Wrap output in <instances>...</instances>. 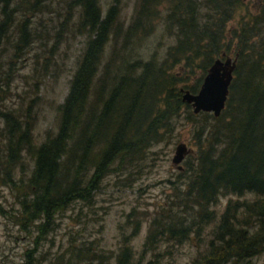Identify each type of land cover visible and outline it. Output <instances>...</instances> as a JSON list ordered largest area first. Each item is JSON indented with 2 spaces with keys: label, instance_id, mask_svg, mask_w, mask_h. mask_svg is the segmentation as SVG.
<instances>
[{
  "label": "trees",
  "instance_id": "trees-1",
  "mask_svg": "<svg viewBox=\"0 0 264 264\" xmlns=\"http://www.w3.org/2000/svg\"><path fill=\"white\" fill-rule=\"evenodd\" d=\"M118 1L103 8L101 0H0V54L11 52L5 55L7 69L0 68V99L15 61L35 40L54 32L45 55L55 56L65 31L86 37L57 105L55 131L47 130L35 143L32 104L15 110L0 106V140L5 142L0 172L21 191L19 219L49 222L72 201H90L108 173L133 172L147 150L172 131L179 109L190 106L182 86L197 92L215 59L233 57L225 107L219 115L200 111L204 125L197 131L204 127L205 136L188 163L180 206L189 200L199 227L213 216L210 206L219 195L254 193L252 199L226 202L207 252L194 260L250 264L252 256L264 252V0L233 27L229 22L243 0H137L127 22ZM52 9L61 17L58 27L50 31L42 19L36 25L33 17ZM160 23L172 42L161 55L143 56L137 48ZM197 72L196 81L187 84ZM25 158L31 162L29 172L16 178L26 170ZM154 220L147 241L164 229L177 232L178 216L172 214L166 225L159 216ZM192 229L190 223L179 226L182 234ZM130 250L122 246L117 264H132Z\"/></svg>",
  "mask_w": 264,
  "mask_h": 264
},
{
  "label": "rangeland",
  "instance_id": "rangeland-1",
  "mask_svg": "<svg viewBox=\"0 0 264 264\" xmlns=\"http://www.w3.org/2000/svg\"><path fill=\"white\" fill-rule=\"evenodd\" d=\"M112 1L101 0L102 7L106 8ZM243 1L229 22L231 27L237 25L240 19H246L249 11L256 12L261 5L260 0ZM136 2L118 1L120 16L126 22ZM33 19L38 26V19H42V25L53 31L58 27L61 17H57L52 9ZM68 32L60 35V52L55 56L45 55L51 43L55 42L54 32L35 40L27 53L15 61L16 68L11 72V80L0 99V106L11 110L32 104L35 143L42 141L47 130H56L57 105L64 99L77 57L85 43L84 35ZM171 42L172 37L160 23L137 50L143 56L153 52L161 55ZM108 52L110 48L106 56ZM5 55L10 56L11 52L7 50L0 54L1 69H7ZM177 68L174 70L177 71ZM199 74L192 75L187 84L194 83ZM181 89L183 93L190 90L183 86ZM189 104L179 109L180 114L173 119L172 131H168L162 140L147 150L146 156L136 164L133 172L129 175L108 173L98 182V188L90 201L74 200L65 209L56 211L50 223L54 228L48 239H45V235L41 237V229L38 228L42 219H19L22 217L19 203L21 191L7 184L0 172V264L19 262L25 250L38 246V235V250L44 252L37 255V264H117V255L123 245L131 249L132 264H145L150 260L152 264H194L195 259L207 252L226 202L231 197L243 200L256 195L249 192L235 194L236 197L233 194L219 195L210 206L213 216L206 217L199 227L195 225L198 212L189 206V200L180 206V190H186L188 163L195 160L198 143L205 136L204 127L199 133L197 131L201 124L204 125V114L195 113ZM189 111L195 117L188 116ZM2 124L3 118L0 116V127ZM181 143L185 144L187 151L180 161L182 167L178 168V163H173L172 159ZM4 145L5 142L0 140V158L4 154ZM30 163V159L25 158L22 165L26 170L21 173L17 170L16 178L28 174ZM172 214L179 217V221H174L177 232L170 235L168 229H164L154 237L151 234L147 241L154 218L159 216L165 219L161 223L166 225L167 220L171 222ZM187 223L193 229L182 234L179 226ZM43 257H50V260L41 259ZM250 264H264V252L252 256Z\"/></svg>",
  "mask_w": 264,
  "mask_h": 264
},
{
  "label": "water",
  "instance_id": "water-1",
  "mask_svg": "<svg viewBox=\"0 0 264 264\" xmlns=\"http://www.w3.org/2000/svg\"><path fill=\"white\" fill-rule=\"evenodd\" d=\"M230 58L215 59L204 75L197 92L184 91L182 98L186 102L191 103L195 113L207 111L214 115H219L225 107L236 63L235 59L231 60ZM186 151L184 143L177 146L176 154L172 161L173 163H178L176 165L178 168L182 167L180 161H182Z\"/></svg>",
  "mask_w": 264,
  "mask_h": 264
},
{
  "label": "flooded vegetation",
  "instance_id": "flooded-vegetation-1",
  "mask_svg": "<svg viewBox=\"0 0 264 264\" xmlns=\"http://www.w3.org/2000/svg\"><path fill=\"white\" fill-rule=\"evenodd\" d=\"M53 221V219H51V221H49V222H45V223H40L39 224V226L40 227H42L43 228V230L41 229L40 231H41V233H42V235H41V237L43 236V235H45V239H48V237H49V234H50V232L53 230V228H54V226L53 225H50V223ZM50 228H51V230H50ZM39 236L40 235H38V238H37V247H35V246H32V247H30V248H28L27 250H25L24 251V255H23V257H21L20 259H19V262H17L16 264H27V262L29 263V264H37V262H36V260H38V258H37V255L38 254H41V253H43L44 251H39L38 250V248H40V246H39V242H40V239H39ZM39 239V240H38ZM22 253V252H21ZM41 259H45V260H50V257H43V258H41Z\"/></svg>",
  "mask_w": 264,
  "mask_h": 264
}]
</instances>
